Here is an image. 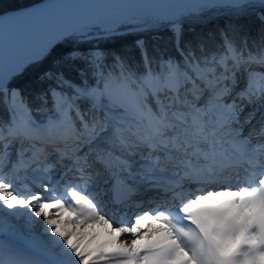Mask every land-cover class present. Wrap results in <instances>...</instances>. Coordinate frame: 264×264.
<instances>
[{"label": "snow or ice", "instance_id": "6c2138e0", "mask_svg": "<svg viewBox=\"0 0 264 264\" xmlns=\"http://www.w3.org/2000/svg\"><path fill=\"white\" fill-rule=\"evenodd\" d=\"M228 6L244 10L256 4L231 0ZM181 7L193 16L202 6ZM259 8L258 34L241 37L238 43L225 30L221 51L210 58L184 49L183 20L169 19L183 63L167 59L164 73L149 68L136 75L116 58L113 62L121 71H108L102 50L83 47L86 41L78 30L62 29L61 43L47 40L17 60L8 75L0 74V108L7 116L0 118V208L27 217L38 229L41 246L54 255L36 261L0 246V252H7V258L0 255V264H264V114L260 127L245 135L243 127H237L241 109L235 100L223 99L235 94L251 103L256 96V74L248 71L240 88L237 71L252 64L264 66V0H259ZM237 30L235 25L231 29ZM53 60L58 61L56 87L47 94L66 134L49 136L44 133L56 123L34 120L15 82L29 72L41 81L52 79V70L43 65ZM82 62L92 69V83H85L89 75L80 67ZM217 68L223 71L217 74ZM114 84L122 88V95L111 94ZM205 92L212 100L201 108L197 101L202 102ZM259 94L264 99V88ZM73 96L90 101L93 108L98 98L108 96L114 108L139 118L138 130L126 129L121 114L111 119L93 115L89 120ZM73 110L75 119L96 137L88 151L77 143L81 137L73 131ZM21 113L27 116L23 123L18 120ZM245 122L251 124L252 117ZM253 133L259 138L256 144ZM144 152L148 155L137 161L136 154ZM66 157L72 163L71 179L56 173ZM31 165L37 167L30 183L39 192L32 186L17 187L15 175L6 176V169L15 174ZM116 167L130 192H155L163 203L141 198V211L129 215L121 208L119 219L109 215L106 201L125 204L109 195L114 185L104 179ZM144 203L149 205L146 209Z\"/></svg>", "mask_w": 264, "mask_h": 264}, {"label": "trees", "instance_id": "16d2710c", "mask_svg": "<svg viewBox=\"0 0 264 264\" xmlns=\"http://www.w3.org/2000/svg\"><path fill=\"white\" fill-rule=\"evenodd\" d=\"M43 0H0V17L4 14L17 11L19 9L31 6ZM213 10H211L212 12ZM210 14V13H209ZM260 12L258 7L252 13L226 14L225 16L216 15L206 19L205 22H193L188 18L183 20V48L187 50H195V55L203 58L204 55L217 54L221 51V40L225 30H228L229 35H235L239 43L241 37L256 36L259 32V26L256 23L255 17ZM257 15V16H256ZM238 26V30L233 33L231 31L233 26ZM179 27V26H178ZM81 39L86 41L83 47L89 49H100L105 53L104 63L108 65V71L115 68L116 73L121 71L119 64L113 62V58L122 60L124 65L131 69V73L140 75L145 70V61L148 60L149 68L152 72H165V63L167 59L183 63V52L177 46V41L173 37V28L169 22H161L155 29L142 31H121L113 32L108 35L90 34L88 36H81ZM63 40L55 42L61 43ZM67 47V46H65ZM249 47L252 48L255 54V45L249 39ZM63 49H58V52ZM145 57V58H144ZM146 59V60H145ZM58 61H49L43 67L51 69L53 78L48 81H41L34 72H29L22 79L15 83L20 85L23 90L24 101L27 103L31 115L39 122L50 115L52 102L50 96L47 94L48 89L56 87L55 68ZM80 67L89 75V79L85 83H92L91 72L92 69L86 63H80ZM11 83V79L9 80ZM99 83V82H98ZM135 84V80L132 81ZM95 85V84H92ZM115 86L118 84H114ZM103 87V85H101ZM115 89V88H114ZM59 90V89H57ZM116 90V89H115ZM79 109L86 114V117L92 119L103 116L104 112L119 111V108H114L112 104L104 98L101 101V106L93 105L90 101L72 97ZM151 106V105H150ZM109 109H112L109 111ZM75 111L73 110V117ZM0 118H7L3 109L0 108ZM79 123L78 120H76ZM4 227V224H0ZM4 239L0 236V241ZM0 246H7L0 242Z\"/></svg>", "mask_w": 264, "mask_h": 264}, {"label": "bare ground", "instance_id": "6f19581e", "mask_svg": "<svg viewBox=\"0 0 264 264\" xmlns=\"http://www.w3.org/2000/svg\"><path fill=\"white\" fill-rule=\"evenodd\" d=\"M95 1L96 0H44L40 3L38 2L31 6L25 7L20 11L0 17V73L6 72V69H8L10 66H13L17 60L29 56L27 53L31 51V46H36L40 43L43 44L47 40H52V42H55L58 37L60 38V30L77 28L83 22V20H86L89 16V14L83 12L82 10L89 3ZM254 66L255 65L252 64V67ZM219 72L221 71L219 70ZM219 72L217 74H219ZM243 72H245L243 69L237 71V78L242 86L246 84ZM252 87L256 89V93L259 94L258 86L253 84ZM210 98H212L210 92H205V96L202 97V102L200 101L199 104L201 105ZM229 100L232 102V100L246 101L247 99H241L234 94L233 96H230ZM119 110H122V108H119ZM19 116L21 117L22 123L27 119V116L24 113H21ZM57 127L53 134H44L49 136L66 134V130L60 124H58ZM75 130H73L74 134L81 137L77 143L82 149L88 151L87 145L95 141L94 139H96V137L92 138V140H88V138H85V136H91L88 132V129H84L81 132H76ZM37 145L40 144L37 143ZM71 146L73 147L72 143L69 142V149ZM108 150L110 151L111 149L109 148ZM136 155L139 156V158H136L137 161H139L141 155L147 156L148 153H137ZM49 160H51V157H49ZM69 163H71V161L66 157L62 165L64 164L63 167L65 170L71 174L72 172L69 170L72 168V165L70 166ZM135 166L136 165H134V167ZM32 169L33 168H22L18 173L14 174V183L17 187L22 184H26L25 182L31 185L30 173ZM56 170L58 171V169ZM10 171L11 169H6L7 178ZM26 172L29 173L28 176L25 175ZM108 174L112 176H104L105 181H109L114 185V187L108 189L109 195L111 196L112 194H115L120 200L125 202L122 207H116L115 209L114 214H117L118 217L122 215L120 209L123 208V206L125 207L130 205L135 208L137 205L142 204L141 198H143L145 201L154 199L156 202L163 201L162 198L156 197V195L151 193H147V196H142V192H140V190L130 192L128 186L124 185L121 181L122 174L120 173L118 167L114 168V170ZM242 174L244 175L243 172L241 175ZM10 177H13V175H10ZM114 177L116 179H113ZM38 182L39 181H36V183ZM189 187L194 188L195 185H190ZM32 188L37 189L34 186H32ZM144 193L145 192H143V194ZM2 212L8 219L14 218L13 220H15V225L19 226L23 231L22 238L25 239L27 248L24 252L20 250V253L26 254L29 258L36 261H44L54 258V255H49V252L41 246L40 238L37 236L38 229H33V227L28 223L27 217L6 213L4 209H2ZM130 212L131 210L128 211L129 215H131ZM135 212L139 211L136 210ZM114 214L111 216H114ZM95 230L100 231L98 227Z\"/></svg>", "mask_w": 264, "mask_h": 264}, {"label": "rangeland", "instance_id": "374dc122", "mask_svg": "<svg viewBox=\"0 0 264 264\" xmlns=\"http://www.w3.org/2000/svg\"><path fill=\"white\" fill-rule=\"evenodd\" d=\"M248 2L252 4H256V7L251 9H244V10L233 9L228 6L231 3V0H103V1L96 0L95 2L89 3L82 10L83 12L89 14V16L87 17L86 20H83V22L75 29L78 30L77 35H81V36L82 35L88 36L90 34L99 35L101 33L103 35H108L113 32L114 33L118 32V30L121 31L152 30L155 29L161 22H169V19L184 20L185 18H188L190 21L193 22H205L207 18L213 15L225 16L226 14L233 15V14H238L239 12L248 14L256 11V9L259 7V0H248ZM182 5H199L202 7L197 10L195 15L189 16L188 10L181 7ZM211 10L213 11L211 12ZM205 16L206 19L203 18ZM178 31H179V27H177V32ZM62 38H63L62 36H60V38L58 37V39H56L55 42ZM55 42L53 41V44ZM41 45L42 43L36 46L35 45L31 46L32 47V48L30 47L31 51L28 52L27 54L31 55L32 53L36 52ZM144 65H145V69H149L148 60L145 61ZM12 67L13 66H10L8 69H6V72H2L0 74L8 75ZM244 68L249 69V71L255 73L256 78L254 84L257 85L259 89L264 88V66H261L260 64H255L254 67H250V65H248L245 66ZM160 73H164V72L161 71ZM245 73H246V78L244 79L246 83L248 79L247 77L248 71L243 72L244 76ZM92 86L94 87L95 85ZM241 86L242 84L239 82L240 88H243L245 85L242 87ZM122 92L123 90L119 85L116 86L113 85L111 88V94L113 96H120L122 95ZM104 98H106V100L109 101L108 96H102L98 98V100L96 101V105L101 103V101ZM229 98L230 97H225L223 99L229 102L228 100ZM211 100L212 98L206 100V102L202 103L201 105L199 104L200 101H197V104L199 107L204 108L205 104H209ZM229 103H231V101ZM236 105L238 106L239 109H241L239 111V118H240L242 117V115H244L247 112V110L250 107L251 109L248 112L251 111L250 112L251 114H258L262 109V107L264 106V99H262L260 97V94H258L256 97H254V100L253 102H251V105L241 104V102H236ZM100 106L101 104L99 105V107ZM115 114H121L125 116V119L122 123L124 124L126 129L133 128L138 130L137 126L139 124V118L132 113H125L123 109L119 110L118 112L113 111L110 114L104 112L103 118L111 119L114 117ZM47 119H52L56 123V125L59 124V121L56 119V110L54 104H52L50 116L48 117L46 116V118L43 119L42 121H46ZM18 120L22 123L20 118H18ZM147 123L148 121L146 122V124L144 123V125H147ZM78 126L79 125L75 122L74 129H76L78 132H81L82 130L85 129L83 126H81L80 130H78L77 129ZM52 130L54 131L55 129H51L47 132H50V134H52L53 133ZM88 132L90 134L89 129ZM85 138L86 139L88 138V140H92V138L95 137L85 136ZM71 148L72 146L70 147V149ZM136 158H139V156L136 155ZM10 175H14L12 171L9 172V176H8L9 179L12 178L10 177ZM21 186H32V185L26 183L18 187ZM32 190L37 192L40 191L38 187L37 189L32 188ZM13 219L14 218L8 219L5 216V214H3L2 209H0V224H4V227H1L2 230L0 231V236L4 240L0 242L3 243L4 245H7V247H9L10 252L12 253H20L21 251L24 252L27 247H26L25 239L22 238L23 231L19 226L15 225V220ZM0 255H4L5 258H7V253L5 252H0Z\"/></svg>", "mask_w": 264, "mask_h": 264}]
</instances>
